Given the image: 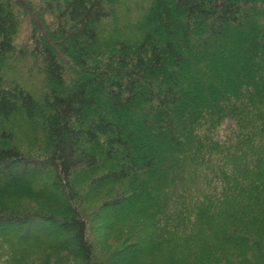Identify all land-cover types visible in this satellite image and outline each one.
<instances>
[{
  "label": "trees",
  "instance_id": "16d2710c",
  "mask_svg": "<svg viewBox=\"0 0 264 264\" xmlns=\"http://www.w3.org/2000/svg\"><path fill=\"white\" fill-rule=\"evenodd\" d=\"M121 4L0 0V263L264 264V0Z\"/></svg>",
  "mask_w": 264,
  "mask_h": 264
},
{
  "label": "rangeland",
  "instance_id": "374dc122",
  "mask_svg": "<svg viewBox=\"0 0 264 264\" xmlns=\"http://www.w3.org/2000/svg\"><path fill=\"white\" fill-rule=\"evenodd\" d=\"M17 4L20 5L22 9L21 18L23 20V25L20 28L17 37V46L19 48L24 49V46L28 43V32L32 30V27L35 28V22L40 19H44L45 21H50V16L46 13L45 5L48 3V0H16ZM121 12L118 13V19H128L129 25L135 24L139 20H141L142 15L144 14V9L149 7L151 0H120ZM113 10V9H112ZM34 23V24H33ZM123 23L122 25H125ZM11 64L14 65L16 72L20 71V67L17 66L16 62ZM27 69L24 70L25 77L31 78L32 76L29 74L32 69V64L29 62L26 65ZM23 81L26 87L30 88L35 94H39L37 91L43 87L42 84V76L35 75V79H30L28 82H25L22 77H18V75L13 74L11 78L16 77ZM10 131L14 135V137L18 140L20 146L24 149H32L34 151L37 150V146L43 139V133L40 129H36V131L32 130L30 126L26 125L23 121L18 120L13 125H9ZM4 247H9L7 244H3ZM16 258V257H15ZM6 264H17L15 259L10 262H5ZM2 264V263H0Z\"/></svg>",
  "mask_w": 264,
  "mask_h": 264
}]
</instances>
